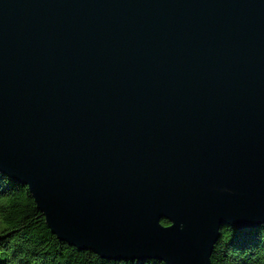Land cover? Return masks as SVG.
I'll return each instance as SVG.
<instances>
[{"label":"water","instance_id":"1","mask_svg":"<svg viewBox=\"0 0 264 264\" xmlns=\"http://www.w3.org/2000/svg\"><path fill=\"white\" fill-rule=\"evenodd\" d=\"M0 171L73 246L212 264L264 224V0H0Z\"/></svg>","mask_w":264,"mask_h":264},{"label":"trees","instance_id":"2","mask_svg":"<svg viewBox=\"0 0 264 264\" xmlns=\"http://www.w3.org/2000/svg\"><path fill=\"white\" fill-rule=\"evenodd\" d=\"M163 224L169 222L164 220ZM0 264L166 263L155 259H105L62 241L49 228L30 189L0 171ZM212 264H264V224L223 227Z\"/></svg>","mask_w":264,"mask_h":264}]
</instances>
